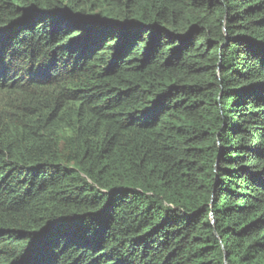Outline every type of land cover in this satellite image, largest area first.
Listing matches in <instances>:
<instances>
[{
  "label": "trees",
  "instance_id": "16d2710c",
  "mask_svg": "<svg viewBox=\"0 0 264 264\" xmlns=\"http://www.w3.org/2000/svg\"><path fill=\"white\" fill-rule=\"evenodd\" d=\"M0 264H264V0H0Z\"/></svg>",
  "mask_w": 264,
  "mask_h": 264
}]
</instances>
